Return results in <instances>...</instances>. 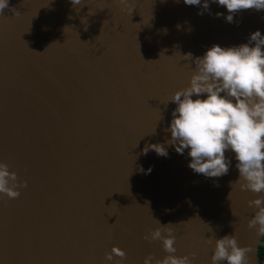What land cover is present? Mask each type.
Masks as SVG:
<instances>
[{"label":"water","instance_id":"water-1","mask_svg":"<svg viewBox=\"0 0 264 264\" xmlns=\"http://www.w3.org/2000/svg\"><path fill=\"white\" fill-rule=\"evenodd\" d=\"M199 11L183 0H9L0 12V161L27 186L0 198V264L162 259L161 241L144 239L157 221L173 229L174 255L195 252L194 264H211L214 242L204 239L226 234L250 248L248 264H261L263 236L247 226V201L259 194L231 188L233 153L226 175L205 178L187 167L186 150L141 152L170 138L175 105L164 102L194 67L181 56L264 34V10H241L231 23L223 6ZM113 246L125 256L106 262Z\"/></svg>","mask_w":264,"mask_h":264},{"label":"clouds","instance_id":"clouds-1","mask_svg":"<svg viewBox=\"0 0 264 264\" xmlns=\"http://www.w3.org/2000/svg\"><path fill=\"white\" fill-rule=\"evenodd\" d=\"M116 2L127 6L129 0ZM70 3L80 5L82 0H70ZM183 3L199 6L202 11L198 15L209 11L210 3L223 6L227 12L224 19L228 23L241 10H264V0H183ZM8 6L9 0H0V12ZM215 15L223 14L217 12ZM181 58L191 60L194 67L187 85L164 102L175 105L164 129L170 138L163 143H146L141 152L146 155L153 151L166 158L168 145L177 154L183 155L186 150L190 158L187 167L205 178L226 175L231 161L225 152L233 153L238 178L230 182L231 188L238 184L241 191L259 194L247 201L255 209L247 226L255 229L257 237L264 236V34L257 29L249 34L245 43L228 47L213 44L202 56L186 53ZM142 170L147 174L151 167ZM26 186L25 181L18 182L16 172L9 170L8 163L0 161V198H17L19 188ZM157 223L144 239L161 241L168 255L154 260L149 254L143 264H194L195 252L174 255L176 238L170 224ZM213 242L211 264H248L250 248L240 246L234 234L204 239L206 244ZM114 255L123 258L125 252L113 246L105 254V261L112 262ZM115 264H122V259Z\"/></svg>","mask_w":264,"mask_h":264},{"label":"trees","instance_id":"trees-1","mask_svg":"<svg viewBox=\"0 0 264 264\" xmlns=\"http://www.w3.org/2000/svg\"><path fill=\"white\" fill-rule=\"evenodd\" d=\"M258 256H259V260L261 264H264V236L259 245V255Z\"/></svg>","mask_w":264,"mask_h":264}]
</instances>
